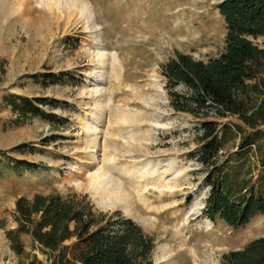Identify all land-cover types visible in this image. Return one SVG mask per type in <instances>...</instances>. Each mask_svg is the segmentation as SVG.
Listing matches in <instances>:
<instances>
[{
	"label": "rangeland",
	"instance_id": "obj_1",
	"mask_svg": "<svg viewBox=\"0 0 264 264\" xmlns=\"http://www.w3.org/2000/svg\"><path fill=\"white\" fill-rule=\"evenodd\" d=\"M219 2L0 0V264L20 262L7 233L17 229L16 201L35 194L77 193L123 213L156 239L154 264H222L264 236V213L240 228L205 216L202 120L172 108L162 76L177 53L206 61L222 52ZM11 97L44 99V114L22 120ZM220 123L221 159L242 152L236 174L254 172L264 186L258 147L240 149L242 123Z\"/></svg>",
	"mask_w": 264,
	"mask_h": 264
},
{
	"label": "trees",
	"instance_id": "obj_2",
	"mask_svg": "<svg viewBox=\"0 0 264 264\" xmlns=\"http://www.w3.org/2000/svg\"><path fill=\"white\" fill-rule=\"evenodd\" d=\"M218 10L226 25L222 52L206 61L180 52L161 68L172 108L202 120L199 160L210 191L204 214L240 228L264 213V186L254 172L236 174L232 158L242 152L221 159L220 120L242 123L236 125L245 134L240 149L257 146L258 170L264 168V97L255 99L261 88L264 96V0H220ZM181 86L185 91L174 90ZM8 101L24 121L44 114L36 108L44 99ZM13 212L17 229L7 240L18 264H154L156 239L123 213L96 209L88 196L35 194L19 198ZM22 236L32 238L43 259L26 253ZM222 264H264V236L223 255Z\"/></svg>",
	"mask_w": 264,
	"mask_h": 264
},
{
	"label": "bare ground",
	"instance_id": "obj_3",
	"mask_svg": "<svg viewBox=\"0 0 264 264\" xmlns=\"http://www.w3.org/2000/svg\"><path fill=\"white\" fill-rule=\"evenodd\" d=\"M175 33H176V32H175ZM175 33H174V34H175ZM172 34H173V33H172ZM188 35H189V34H188ZM170 40L172 41V39H170ZM178 41H179V40H178ZM184 41H185V40H184ZM180 42H181V41H180ZM172 43L175 44L174 42H172ZM182 43H183V42H182ZM184 43H185V42H184Z\"/></svg>",
	"mask_w": 264,
	"mask_h": 264
}]
</instances>
